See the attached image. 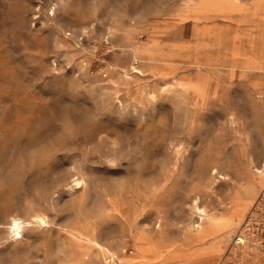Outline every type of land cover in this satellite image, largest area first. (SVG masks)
<instances>
[{
  "label": "rangeland",
  "instance_id": "rangeland-1",
  "mask_svg": "<svg viewBox=\"0 0 264 264\" xmlns=\"http://www.w3.org/2000/svg\"><path fill=\"white\" fill-rule=\"evenodd\" d=\"M262 164L264 0H0V264H264Z\"/></svg>",
  "mask_w": 264,
  "mask_h": 264
},
{
  "label": "bare ground",
  "instance_id": "bare-ground-1",
  "mask_svg": "<svg viewBox=\"0 0 264 264\" xmlns=\"http://www.w3.org/2000/svg\"><path fill=\"white\" fill-rule=\"evenodd\" d=\"M257 172L260 175H264V164H262V167L260 169H258ZM73 182L75 184H79L80 180L78 178H74ZM198 215H199V220H201L202 215L201 214H198ZM253 215H254L253 211H250L245 216V218L242 220L241 227L244 230V232H245V229L247 228V226L250 225V222L253 219ZM21 222H22V220L18 219V217H14V216L10 217L9 229L13 232V235H15L16 237L20 234V229L22 226ZM198 226H199V223L195 224V227H198ZM240 234H237L235 236V242L239 243L240 245H245V241H246V237H247L246 233H242V235H240Z\"/></svg>",
  "mask_w": 264,
  "mask_h": 264
},
{
  "label": "crops",
  "instance_id": "crops-1",
  "mask_svg": "<svg viewBox=\"0 0 264 264\" xmlns=\"http://www.w3.org/2000/svg\"><path fill=\"white\" fill-rule=\"evenodd\" d=\"M240 197H241L242 203L243 202L247 203V204L244 203L245 205L249 204L248 199L242 197L241 195H240ZM198 249H199V252H202L204 254H211L212 259L216 258L217 246H216L215 242L206 243L202 247H199ZM254 251L256 252V250H254Z\"/></svg>",
  "mask_w": 264,
  "mask_h": 264
}]
</instances>
